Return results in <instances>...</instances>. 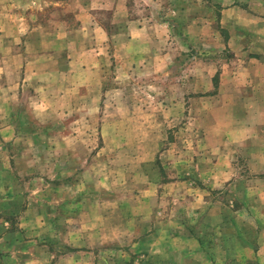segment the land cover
I'll list each match as a JSON object with an SVG mask.
<instances>
[{
	"label": "crops",
	"instance_id": "obj_1",
	"mask_svg": "<svg viewBox=\"0 0 264 264\" xmlns=\"http://www.w3.org/2000/svg\"><path fill=\"white\" fill-rule=\"evenodd\" d=\"M93 2L103 3L102 0H90L85 3ZM123 2L128 10L123 8L122 11L114 12L112 22L117 24L116 28L112 29L102 22L99 15L92 11V6L82 14L84 17L81 19L86 22L83 20L79 26L68 30L54 27V36L68 37L64 40L66 56L59 58L60 55L53 47L46 46L44 37L48 30L45 23L39 21L44 12L52 9L51 5H58L59 2L0 0V38L5 41L4 46L0 47V55L4 56L3 67L9 70L3 79L0 78V264H32L34 261H37V264H59L60 259L74 258L75 254L71 252L59 254L45 251L46 239L40 230H37L44 226L49 227L50 219L46 213L55 210L59 213V205L64 201L68 203V211H64L68 215V223L63 221L60 227L78 226L73 224L76 222L73 218L77 217L76 208H69V204L76 206L80 200L76 197L78 194L75 189L69 188L67 193H64L65 189L57 186L49 188L45 185L48 180L73 178L60 173L45 176L34 168L44 159L39 160L26 153L30 147V136L33 137L32 146L35 141L45 142L44 123L49 124L52 118L66 117L62 124L55 123L51 127L52 132L67 135L72 141H76V133L83 132L87 142L86 148L90 152L95 153L97 148L89 141V136L93 135L95 130L105 143V149L117 143L118 151L113 157L110 156L113 155L112 152L108 153L110 155H94L97 160L109 164L118 161V158L123 164L135 163L142 155V148L157 146L155 132L158 115L168 118L166 121H169L170 129L180 124L179 129L183 130L190 114L200 117L212 113L217 116L216 121L213 117L210 120L213 122L206 124H213L220 129L225 124H234L241 128L237 130V135L238 132L244 134L246 131V134L242 135L245 140L243 144L235 145V135L231 133L224 140L227 145L235 150L236 146L241 149L251 144L248 140L250 135L247 134L248 125L244 124L243 119L248 118V111L240 117L235 115L234 110L223 112L215 108L202 112L191 109L190 113L188 100L192 99L191 96L194 99L209 101L211 98L218 101L264 100V43L258 38L264 36V29L255 26L257 22L264 21V0H249L250 7L236 0L220 1L222 8L219 21L223 27L228 28V36L227 39L221 40L222 34L216 32L218 38L220 37L218 40L236 52L239 48L236 36L250 38L252 41L238 49L250 54V59L245 61L241 71L236 69V57L221 64L215 63L216 71L208 78L205 74H195L190 78L188 68H184L182 48L173 47V44L178 42L182 45L181 40L189 44L188 32L176 26L178 23L172 13L175 0H163L161 5L164 4V12L156 9V0H138L137 4H143L144 11H138L135 6L132 9V0ZM182 5L187 11L188 4L184 2ZM49 14L54 19L56 12L50 11ZM240 18L252 20V27L246 26L244 33L234 32L236 26H241ZM190 19L195 23L197 30L205 29V22L199 18L198 13H191ZM262 26L264 27V22ZM35 36L38 40L34 43ZM78 36L88 37L89 40L82 43L76 38ZM203 37L204 35L198 39ZM204 50L206 49H202V52ZM196 53L194 58L200 56L198 51ZM35 54L36 59L32 57ZM189 80L193 86L192 91L195 92L193 94L192 91L189 93ZM162 84L166 86L164 91L160 87ZM151 99L156 101L160 108H151L142 102L144 100L150 103ZM141 103L144 106H141ZM227 114L228 116H224ZM203 126L205 123L200 124L198 130L209 131V126ZM235 131L236 128L234 133ZM259 133L263 131L260 129ZM171 141L166 143V147H172L169 145ZM72 147L76 148V142ZM30 158L35 160H28ZM68 158L75 159L73 156ZM216 158L218 159L214 158L205 163L204 159L199 157L196 166H203L205 169L210 167V176H204L213 187L220 188V181L229 180L233 175L221 166L225 159L219 156ZM233 159L234 157L228 158L229 165ZM30 161L32 163H29ZM56 162L61 161L56 159ZM22 164L26 167L31 164L33 167L27 170L20 166ZM170 167H173V164ZM182 167L183 165L180 166ZM168 171L172 172V169ZM172 180L177 182L183 178ZM102 189L105 192L106 188ZM98 192L87 189L82 195H99ZM144 192L145 189H137L136 204L141 205V195ZM113 196L119 195L108 192L101 201L94 200V204L100 206V211L104 210L100 222L107 218L105 215L109 212V207L107 209L105 203ZM202 206L203 200L200 201L199 209ZM14 213L19 214V217L16 215L17 219L13 216ZM15 226L17 231L13 232ZM33 229H36V234L29 235ZM142 241L140 239V244Z\"/></svg>",
	"mask_w": 264,
	"mask_h": 264
},
{
	"label": "rangeland",
	"instance_id": "obj_2",
	"mask_svg": "<svg viewBox=\"0 0 264 264\" xmlns=\"http://www.w3.org/2000/svg\"><path fill=\"white\" fill-rule=\"evenodd\" d=\"M55 1L59 4L51 5L50 10L56 12L54 19L48 10L49 12L46 11L39 17V21L45 23V28L48 30L44 37L46 46L53 47V50L60 55L59 58L66 56L67 48L64 40L66 41L68 37L54 36V27L68 30L79 26L84 20L81 19L84 17L82 14L89 11L92 6L94 9L92 11L99 15L100 20L113 29L117 27V24L112 22L114 12L122 11L123 8L125 11L128 10L124 0H102V4L85 3L90 0ZM137 1L132 0V9L135 6L138 11H144L143 4H137ZM144 1L139 0V2ZM220 1L175 0L172 13L178 23L176 26L188 32L189 44L181 40L182 45L178 42L173 44V47L182 48L184 68H188L190 78L195 74H205L208 78L216 71L215 63L221 64L233 57L237 58L236 69L241 71L245 61L250 59V54L238 50L243 44L252 41L250 38L247 39L246 36L241 38L237 35L239 48L236 52L228 46L225 47L218 40L220 37L218 38L216 32L222 34L221 40L227 39L228 36V28L223 27L219 21L222 8ZM236 1L251 6L249 0ZM156 2L158 4L156 9L164 12V4L161 5L163 0ZM184 2L188 4L187 11L182 5ZM194 12L198 13L199 18L205 22L203 31L197 30L195 23L190 19L191 13ZM240 19L241 26H236L234 32L244 33L246 26L252 27L250 25L252 20ZM87 22L90 26L89 20ZM263 22H257L255 26L264 29ZM202 35H204L203 39L199 38V40L198 37ZM37 38L34 37V43L37 42ZM76 38L82 43L89 40L85 36ZM258 38L264 43V36ZM13 39L15 43V37ZM4 42L3 38H0V47L4 46ZM202 49L206 50L202 52ZM197 51L200 56L194 58ZM32 57L37 58L36 54ZM3 59L4 56L1 54L0 78L2 79L9 71L3 67ZM173 65L175 68L176 62ZM218 76L221 78L219 74ZM218 76L215 78L216 81ZM160 87L162 91L166 90L165 85L162 84ZM188 89L189 93L193 89L190 80ZM193 93L195 92L192 91L191 94ZM191 98L188 100L190 113H192L191 109L202 112L215 108L223 112L234 110L235 115L240 117L241 114L246 115L248 111V118L243 117V119H245L244 124L248 125L247 134L250 135L248 140L251 144L241 149L240 146H236L235 150L227 145L224 140L231 133L235 135L233 138L235 145L243 144L245 140L242 135L244 136L246 131L244 134L238 132L237 135V130L241 128L234 124L233 126L225 124L221 129L213 124H206L212 123L213 120L212 122L210 120L213 117L216 121L217 116L212 113L200 117L190 114L187 118V126L183 130L179 129L180 124L170 129L169 121H166L168 118L158 115L155 132L157 146L142 148L140 159L138 157L135 163L128 164L119 162V158L111 164L94 158L95 154L107 155L111 152L113 155H108L113 157L119 147L114 143L105 149V143L99 138L97 130L89 136L91 145L97 147L95 153L86 148L87 142L83 132L76 133V141L69 140L67 135L62 133L52 132L51 127L55 123L62 124L66 117L52 118L49 124L44 123L46 128L43 133L44 143L35 141L32 146L33 137L30 136V140L28 139L30 147L26 153L34 155L36 159H44L41 164L35 165V170L45 176L60 173L73 178V180H48L46 187L57 186L65 189L64 193L73 187L78 194L76 197L80 198L76 206L69 204V208H76L77 217L73 218L76 221L73 224L78 226L60 227L63 221L68 223V215L64 212L68 211V203L64 201L59 205L61 209L59 213L56 210L46 213L50 219L49 227L37 229L46 239L45 251L75 254L74 258L60 259L59 264H264V100L245 102L220 99L218 101L212 98L209 101L194 99L193 96ZM142 102L151 108H160V105L152 99L150 103L144 100ZM143 103L141 106H144ZM235 115L233 116L236 117ZM203 123L209 126V131L198 130V126ZM260 129L261 132L263 131L261 134ZM170 141L169 145L172 147H166V143ZM75 142L76 148L72 147ZM161 144L163 146H160ZM68 156H73L75 159H69ZM216 156L225 159L221 166L231 171L233 175L229 180H221L220 188L213 187L208 182L209 179L204 176V174L210 176V167L205 169L203 166H196L199 157L207 163L208 160L211 162V159H218ZM226 157L229 159L234 157L230 165ZM56 159L61 162H56ZM66 160L68 163L64 162ZM171 164L173 167H170ZM20 166L27 170L33 167L31 164L27 167L24 164ZM169 169H172V172L168 171ZM172 177L183 180L175 182ZM102 188H106L105 192ZM139 188L146 190L141 195V205L136 204L135 201ZM87 189L97 190L99 195L94 193L82 195ZM108 192L118 193L119 196L107 199L105 205L107 209L109 207V212L105 215L107 218L100 222L104 210L100 211V206L95 205L94 200L101 201ZM148 200L153 202L150 203ZM201 200L203 206L199 209ZM16 215L19 217V214L14 213L15 219H17ZM54 222L56 223L53 224ZM16 231L15 226L13 232ZM35 231L36 229H33L29 235H35ZM140 239L143 240L141 244ZM37 263L34 261L32 264Z\"/></svg>",
	"mask_w": 264,
	"mask_h": 264
}]
</instances>
